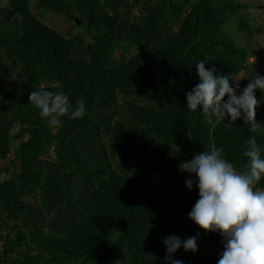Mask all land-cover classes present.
Instances as JSON below:
<instances>
[{
  "label": "trees",
  "instance_id": "16d2710c",
  "mask_svg": "<svg viewBox=\"0 0 264 264\" xmlns=\"http://www.w3.org/2000/svg\"><path fill=\"white\" fill-rule=\"evenodd\" d=\"M31 1L0 6V213L14 221L13 237L0 232V264H162L170 235L197 237L196 252L172 254L182 264H218L223 238L189 219L198 188L188 190L195 176L180 165L222 149V158L246 170L250 137L264 158V132L242 118L229 124L227 114L209 124L200 109L187 108L186 93L199 83L200 60L230 80L247 68V52L222 26L234 18L253 33L243 12L249 6L35 0L33 9ZM35 10L73 20L81 39ZM41 89L62 90L73 109L83 100L86 114L51 126L28 99ZM120 97L129 101L120 105ZM110 150L137 162H114ZM173 168L159 185L144 179ZM255 187L264 190V177Z\"/></svg>",
  "mask_w": 264,
  "mask_h": 264
},
{
  "label": "clouds",
  "instance_id": "9594fccd",
  "mask_svg": "<svg viewBox=\"0 0 264 264\" xmlns=\"http://www.w3.org/2000/svg\"><path fill=\"white\" fill-rule=\"evenodd\" d=\"M251 57L254 58L248 55L247 59ZM205 61L200 60L195 65L199 83L186 93L187 108L192 112L200 109L209 124L213 123V118L223 120L226 114L230 118L229 124L242 118L244 124L255 131L260 126L255 120L256 109L264 103L256 99L255 90L264 92V75L256 73L242 94L237 95L239 83L230 84L227 75H214L216 69H206ZM226 95L228 99L225 101ZM28 99L51 126H61L64 116L78 119L86 114L85 102L77 99V106L73 109L68 95L62 90L32 91ZM221 152L222 149L204 151L180 165L183 172L195 176V180L189 178L185 181L188 190L193 184L198 188L199 199L188 217L205 233L219 232L223 238L224 250L218 264H264V190L255 187L264 177L261 149L256 138L250 137L244 151L248 165L243 171H238L222 158ZM196 241L197 237L184 241L175 235L165 238L162 243L166 255L162 264H182L172 254L181 247L186 252H196Z\"/></svg>",
  "mask_w": 264,
  "mask_h": 264
},
{
  "label": "rangeland",
  "instance_id": "374dc122",
  "mask_svg": "<svg viewBox=\"0 0 264 264\" xmlns=\"http://www.w3.org/2000/svg\"><path fill=\"white\" fill-rule=\"evenodd\" d=\"M241 3H245L249 7L246 8L243 12L246 18L250 19L249 23L254 28L253 33H246L238 28V24L234 18H228L223 22L222 31L225 34L226 37H228L230 40H232L236 45H238L241 49L245 50L248 55L253 56L254 58L247 59V68L241 70L237 75H235L231 80L230 84L239 83L240 88L237 90L236 94L241 95L242 90L246 85L248 84L249 80L254 77L256 73H259L260 75H264V30L260 33H257L255 31L256 28L264 26V0H236ZM35 0L31 1V7L35 9L34 7ZM9 5V0H0V6L1 7H7ZM251 9V11H249ZM36 13L39 14L40 18L45 21L47 24L55 25V23L58 24V30L66 35L69 36H75L80 37L81 39V27H78V24L76 26H73V20H61L58 16H56L54 13L51 12H45V14H41L40 12L35 10ZM252 61V62H251ZM238 80V81H236ZM45 86V85H41ZM255 96L258 101H264V92L257 89L255 90ZM129 101V98H119V103L122 105V103ZM15 116V115H14ZM14 116H11L10 119L14 121L17 118L14 119ZM255 120L260 126L256 129L260 132H264V103H261L259 107L256 109V116ZM103 141L107 142L108 136H103ZM15 143H17L15 141ZM14 145V144H13ZM15 144L14 146H16ZM111 152V159L114 160V162H129L134 163L137 162L135 159L130 158H124L120 155H114ZM173 153L170 152L169 155H172ZM168 155V154H167ZM11 157V155H10ZM176 171V168L171 169L168 172H152L144 174V179L148 182H151L153 184L159 185L163 181H165L169 176H171L172 173ZM256 189L260 190L258 187ZM14 221L7 220L5 213H0V232L2 234H5L6 232H10L11 236L13 235L10 228L13 227ZM13 237V236H12ZM2 247V243L0 241V248Z\"/></svg>",
  "mask_w": 264,
  "mask_h": 264
},
{
  "label": "crops",
  "instance_id": "0c3cea01",
  "mask_svg": "<svg viewBox=\"0 0 264 264\" xmlns=\"http://www.w3.org/2000/svg\"><path fill=\"white\" fill-rule=\"evenodd\" d=\"M252 58V57H251Z\"/></svg>",
  "mask_w": 264,
  "mask_h": 264
}]
</instances>
